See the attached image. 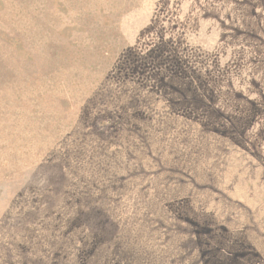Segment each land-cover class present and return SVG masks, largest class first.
Instances as JSON below:
<instances>
[{"label":"rangeland","instance_id":"374dc122","mask_svg":"<svg viewBox=\"0 0 264 264\" xmlns=\"http://www.w3.org/2000/svg\"><path fill=\"white\" fill-rule=\"evenodd\" d=\"M0 264H264V0H0Z\"/></svg>","mask_w":264,"mask_h":264}]
</instances>
